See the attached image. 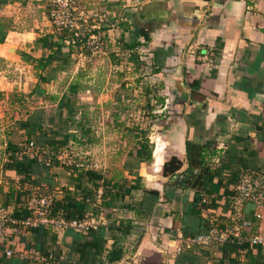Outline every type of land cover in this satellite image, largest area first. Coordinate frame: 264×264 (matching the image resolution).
Returning <instances> with one entry per match:
<instances>
[{"label": "crops", "instance_id": "obj_1", "mask_svg": "<svg viewBox=\"0 0 264 264\" xmlns=\"http://www.w3.org/2000/svg\"><path fill=\"white\" fill-rule=\"evenodd\" d=\"M32 2L0 0V58L22 60L23 48L27 64L40 65L48 55L46 36L55 49L50 55L58 52L59 35H47L40 21L32 29L9 27L8 15L16 21L17 6ZM103 4L108 31H117L123 46L135 40V49L151 59L139 64L148 73L143 78L167 95L163 107L152 111L164 114L169 108L178 117L163 115L149 127L154 129L148 135L154 143L149 163L123 169L127 154L111 170L68 157L62 145L71 135L60 130L63 116L58 112L56 133L49 128L50 104L32 106L16 122L23 137L8 136L0 151V219L8 217L0 225V264H264V246L233 236L191 247L182 241L242 219L252 222L250 232L264 231V210L257 219L253 204L233 203L238 175L264 172V0ZM7 77L0 68V104L10 91ZM75 83L69 92L77 91ZM39 89L33 99L52 97ZM67 105L58 110L67 112ZM188 140L199 148L192 166ZM140 148L129 153L143 158ZM172 156L182 166L164 175L163 164ZM156 161L163 163L152 170ZM42 197L51 207L39 215L38 203L31 202ZM60 218L67 222L63 228L53 223Z\"/></svg>", "mask_w": 264, "mask_h": 264}, {"label": "rangeland", "instance_id": "obj_2", "mask_svg": "<svg viewBox=\"0 0 264 264\" xmlns=\"http://www.w3.org/2000/svg\"><path fill=\"white\" fill-rule=\"evenodd\" d=\"M62 4L65 9L74 8L72 23L77 25L81 34L75 36L67 32L63 39L64 49L57 48L58 52H54L46 68H40L39 64L28 65L23 58V48L20 50L22 60H17V57L0 58V68L5 70L11 82L6 85L10 88L8 97L0 104V151L4 150L8 136L15 141L21 136V128L17 127L16 122L24 118L32 106L50 104L47 105L51 119L49 128L58 132L61 128L57 122L60 114L65 119L61 132H66L68 137L71 135L62 145L68 157L82 159L94 167L110 165L114 170L120 167L129 152L138 147L139 139L128 128L137 125L151 128L162 120L154 117L150 111L151 108L156 110L161 107L156 105L155 100L156 95L164 94V90L151 78L144 79L148 73H141L140 67H137V62L141 64L151 60L145 58V51L135 49L133 53L119 41L117 31H108L109 21L103 16V0H63ZM53 7L52 0H34L29 6L21 4L14 12L10 9L17 18L14 21L9 17L12 15H8L9 27L32 29L40 21L47 35L55 34L57 37L62 31H57L49 13ZM65 17L59 18L64 20ZM48 38L45 37L49 45L45 54L50 55L55 49L49 41L52 39ZM57 53L58 57L54 58ZM41 77H45L42 83L39 82ZM72 81L76 82L78 88L73 93L69 92ZM37 86H43L54 98L48 97L44 101V96H34L33 99V90ZM62 92L71 95V117H68L66 110H58L56 105V96ZM152 112L157 114L160 111ZM150 128L148 135L154 132ZM150 138L149 143L153 148L154 143Z\"/></svg>", "mask_w": 264, "mask_h": 264}, {"label": "built area", "instance_id": "obj_3", "mask_svg": "<svg viewBox=\"0 0 264 264\" xmlns=\"http://www.w3.org/2000/svg\"><path fill=\"white\" fill-rule=\"evenodd\" d=\"M54 7L50 9V15L53 18L54 23L56 24L57 31L67 30L73 35L78 36L81 34L77 25H73L72 18L74 17L75 10L65 9L63 7V0H52ZM104 1V0H103ZM65 15V19L61 20L59 17ZM103 16L106 19V11H103ZM70 17V19H69ZM90 31V29H89ZM29 148H33V142L28 144ZM34 152L37 153L38 150L34 149ZM233 203L237 204L239 207L249 202L253 204V215L260 219L263 217L264 210V172L258 173L254 171H244L238 175V181L235 186V194L233 196ZM203 201L206 202L207 199L203 197ZM34 203H38V214H45L50 210L51 201L45 197L40 198L39 200H32L31 204L34 206ZM8 220V217H2L0 219V225H3L4 222ZM33 220V219H32ZM35 221V220H34ZM26 223H32L30 219ZM59 228H63L67 225V222L62 218L55 219L53 222ZM70 224V223H68ZM252 222L249 219H242L241 222L234 224L231 227H225L221 231L216 229H210L204 234H198L194 238H182L183 244L186 247H191L192 245H202V244H211L212 242H222L229 237H235L239 242H247L250 246H264V231L250 232ZM246 228L249 231H246ZM10 254V251L6 252ZM158 264H166L160 262Z\"/></svg>", "mask_w": 264, "mask_h": 264}, {"label": "trees", "instance_id": "obj_4", "mask_svg": "<svg viewBox=\"0 0 264 264\" xmlns=\"http://www.w3.org/2000/svg\"><path fill=\"white\" fill-rule=\"evenodd\" d=\"M67 32H68L67 30H64L61 33H59L58 37L61 39L62 42L59 43V45L57 46L58 50L61 49L62 45H64L63 39H64V37L67 36V34H68ZM3 36H5V32H3ZM0 42H2V41H0ZM136 44H137V42L135 40H132L130 42L124 43V47L128 48L130 51L135 53L134 50H135ZM52 57H53V54L48 55V57L44 58L39 67L44 69L48 65V62H50ZM134 57H136V59H137V56H134ZM139 64H140V62L139 63L137 62V67L139 66ZM44 80H45V77H41L39 82H43ZM75 85H76V83H75ZM33 91H36V93L38 94L40 92V89L37 86L35 88V90H33ZM0 96H2L1 92H0ZM166 97H167L166 94H162L161 96L156 95V98H157L155 100L156 105L163 107V104H164ZM52 98H54V96H52ZM70 102H71L70 95L65 94V95L61 96L60 98H58V101L56 104L57 107H62L65 104H68L67 105L68 106L67 107L68 117L72 116V114H71L72 106H71ZM152 110L153 109L151 108L150 112L152 113V115L154 117H157V119L162 118L163 115L165 117L169 116V114H171L170 115L171 119H173L175 117L177 118L178 113H179L177 110H174L172 112L169 108H166L164 114H158V113L156 114V112H152ZM148 130H149L148 126L146 128H141L140 126L137 125L133 128H128V131H130L136 139H139L138 145L141 147L140 149H141V152H143L144 157L143 158H140V156L135 157L129 153L127 160L124 162V164L122 166L123 169L133 170L135 167H138V164L141 161H145L147 163H149L151 161V159H152V145L149 143ZM186 147H187L188 159L190 161L189 164L192 166L193 163L191 164V162H193V161L191 159V155H193V154H195L196 156L199 155V148L196 145H194L193 143H191L189 140L186 143ZM138 152H140V151H138ZM162 163H163L162 161H156L152 166V170H158V168L162 165ZM181 166H182V161L179 158L172 156L169 160L164 162L163 168H162L163 174L164 175L174 174L177 170H180Z\"/></svg>", "mask_w": 264, "mask_h": 264}, {"label": "bare ground", "instance_id": "obj_5", "mask_svg": "<svg viewBox=\"0 0 264 264\" xmlns=\"http://www.w3.org/2000/svg\"><path fill=\"white\" fill-rule=\"evenodd\" d=\"M11 54H12V52L8 53V55H11Z\"/></svg>", "mask_w": 264, "mask_h": 264}]
</instances>
